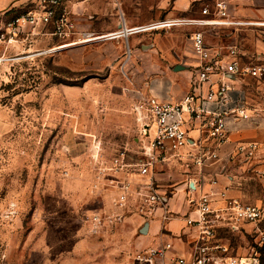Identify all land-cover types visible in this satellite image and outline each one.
Returning <instances> with one entry per match:
<instances>
[{"label":"rangeland","instance_id":"rangeland-1","mask_svg":"<svg viewBox=\"0 0 264 264\" xmlns=\"http://www.w3.org/2000/svg\"><path fill=\"white\" fill-rule=\"evenodd\" d=\"M215 1L191 0L183 15L201 17V8L209 4L213 10ZM218 1L227 5L228 20L213 24L229 25L137 35L147 42L172 38L186 47L199 30L212 48L226 52L234 46L241 63L264 64V16L238 13L248 5L264 9V0ZM171 6L172 0H63L49 23L13 30L6 22L33 5L0 15V264H142L141 223L127 218L144 213L135 196L115 203L126 176L112 169L113 158L135 149L134 138L141 135L134 110V80L141 74L123 67L129 54L123 33L80 40L117 30L122 17L160 19ZM73 40L80 42L64 43ZM241 79L247 105L264 113V76ZM237 163L240 202L264 208V159ZM215 237L229 255L264 264V218L236 230L220 226Z\"/></svg>","mask_w":264,"mask_h":264},{"label":"built area","instance_id":"built-area-1","mask_svg":"<svg viewBox=\"0 0 264 264\" xmlns=\"http://www.w3.org/2000/svg\"><path fill=\"white\" fill-rule=\"evenodd\" d=\"M62 1L35 0L31 3L32 9L7 21L6 27L13 30L29 24L49 23L55 17ZM212 7L213 10L210 9L209 4H205L200 11L201 17H163L128 27L127 32L130 35L186 25H229L213 24L228 20L227 5L217 0ZM64 15L62 13L61 21L66 20ZM124 25L122 17L119 28ZM119 28L103 34L100 38L123 37ZM190 40L197 58V64L192 70L191 91L178 102L161 101L153 96L140 100L138 108L143 110L138 114L142 121L140 145L135 149L124 148L113 158L114 172L120 174L134 172L144 176L155 163L178 157L179 150L188 144L187 130L184 127L186 121L197 123L199 128H206L214 145L218 146L227 139L228 130L224 124L226 118L250 117L246 112L248 105L243 91H238L235 97L229 94L228 76L234 75L241 78V76L250 75L261 78L264 76V64L241 63L234 46H229L225 53L213 50L205 41L202 31L199 30L191 33ZM225 57L229 60L223 63ZM215 76L217 79L213 78ZM203 83H208L204 96L201 92H196V89H201ZM255 148L254 143L239 144L236 146L234 155L244 152L245 155L251 156ZM198 154L200 158L217 157L215 152L207 148L200 149ZM130 195L138 199L139 208L147 215L155 207L162 206L165 201L164 195L151 183L133 185L130 180L124 179L119 183V193L115 203L119 206L124 205ZM189 203L195 205L197 213L195 220L190 221L194 222L199 230L191 255L176 256L170 258L168 262H163L164 253L170 247V243H165L159 247H149L140 251L138 259L142 264H256L255 258L229 255L227 247L217 241L215 234L220 226L236 230L244 223H253L264 218V208L242 203L236 199H227L224 208L213 209L207 193L200 195L197 199H189Z\"/></svg>","mask_w":264,"mask_h":264},{"label":"crops","instance_id":"crops-1","mask_svg":"<svg viewBox=\"0 0 264 264\" xmlns=\"http://www.w3.org/2000/svg\"><path fill=\"white\" fill-rule=\"evenodd\" d=\"M33 1L35 0H0V15L16 7L31 4ZM190 1L172 0V6L163 11L161 18L186 16L183 12L188 8ZM95 6L96 4L90 6L94 9L93 12L97 9ZM238 13L240 18L262 17L264 9L248 5ZM148 14L145 16L146 19L149 18ZM144 22L146 21L138 22L125 18V25L122 28H119V24L116 25L123 31L124 38H128L127 53L129 54L123 67L128 68L127 74H141L134 80L135 82L133 81L139 87L136 91L138 99L134 103V110L136 123L140 124V127L142 121L138 114L143 112L138 108L140 100L153 96L161 101H180L186 93L191 91L192 70L197 64L191 40L184 47L179 46L172 38L164 40L158 37L152 42H147L144 36L137 35L138 33L128 35V27ZM213 50L225 53L219 49L213 48ZM228 60V57L223 58V63ZM137 62L141 63V67L134 68L133 64ZM213 78L217 79V76ZM227 83L230 87L229 94L233 97L237 96L238 91H243L245 94L240 77L228 76ZM207 87L208 83H203L201 89H196V92H201L204 96ZM246 112L250 115L249 118L225 119L224 124L228 130L227 139L218 146L214 145L206 128H199L197 123L186 121L184 127L187 130L188 144L179 150L178 157L155 163L144 176L134 172L122 173L133 185L151 183L164 195L165 199L164 204L155 207L150 214H144L142 218L133 214L127 218L133 224L141 223L137 231L140 251L170 243V247L164 253L163 262H168L170 258L176 256H189L199 231L196 224L190 221L195 220L197 213L195 205L190 204L189 199H197L200 195L207 193L213 209L224 208L227 199L238 201L244 199L242 188L236 183L237 176L233 173L240 167L237 162L246 160L245 165H248V162L259 158L264 159V116L262 117L264 113L256 112V109L249 106ZM141 138L142 135L134 138L135 148L140 145ZM249 143L256 144L251 156L245 155L244 152L234 155L237 145ZM202 148L215 152L217 157H198ZM142 229L143 232H141Z\"/></svg>","mask_w":264,"mask_h":264},{"label":"bare ground","instance_id":"bare-ground-1","mask_svg":"<svg viewBox=\"0 0 264 264\" xmlns=\"http://www.w3.org/2000/svg\"><path fill=\"white\" fill-rule=\"evenodd\" d=\"M101 36H103V35L93 36L92 34H85V35L83 36L84 39H82V40H85V39H88V40L95 39V40H97V39H98L97 37H99V39H101V38H100ZM88 40H85V41H88ZM80 41H81V40H80ZM80 41L73 40V41H68V42H64V43L75 42L74 44H72V45H75V44H77V43L80 42ZM85 41H83V42H85ZM61 44H62V43H60L58 46H54L52 49H60V48H62V47H60ZM70 46H71V45H70ZM243 261H244V259H243Z\"/></svg>","mask_w":264,"mask_h":264},{"label":"water","instance_id":"water-1","mask_svg":"<svg viewBox=\"0 0 264 264\" xmlns=\"http://www.w3.org/2000/svg\"><path fill=\"white\" fill-rule=\"evenodd\" d=\"M143 228H144V226H143ZM143 231H144V230L142 229L141 232H143Z\"/></svg>","mask_w":264,"mask_h":264}]
</instances>
